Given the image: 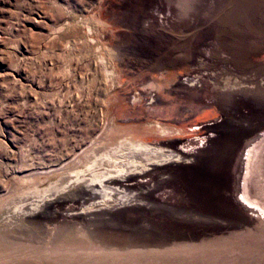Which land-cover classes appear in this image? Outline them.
<instances>
[{
    "label": "rangeland",
    "instance_id": "374dc122",
    "mask_svg": "<svg viewBox=\"0 0 264 264\" xmlns=\"http://www.w3.org/2000/svg\"><path fill=\"white\" fill-rule=\"evenodd\" d=\"M0 264H264V0H0Z\"/></svg>",
    "mask_w": 264,
    "mask_h": 264
},
{
    "label": "bare ground",
    "instance_id": "6f19581e",
    "mask_svg": "<svg viewBox=\"0 0 264 264\" xmlns=\"http://www.w3.org/2000/svg\"><path fill=\"white\" fill-rule=\"evenodd\" d=\"M158 126H159V124H158ZM160 128H162V127H160ZM161 130L165 131V128H162ZM167 130H168V129H167ZM165 132H166V131H165ZM125 139H126V138H125ZM123 141H124V140H123ZM123 141H122V143L120 142V143L122 144V145H121L122 148H121L120 145L117 144V145L120 146V148H121V151L118 150V154L122 152V154H120V155H122V157H123V155H124V154H123V153H124L123 149L125 150L126 148H128V147H130V146H133V147H134V148L131 147L132 150H133V149H134V150L136 149L135 151H139V150H137V149H140V150L142 149V150H144V152H146V153L148 152V153H150V154H151V153H156V154L158 155V153H160V155H161V153H164V152H165V151H163V150H160V151H159L160 148H159L158 150H156L155 147H154V149H153L152 146L150 147L149 144H147V143H145V142H143V141H140V140H139V141H134V140H132V139H126V140L124 141V143H123ZM114 145H115V144H114ZM124 146H125V147H124ZM109 148H110V147H109ZM120 148H118V149H120ZM156 148H158V147H156ZM115 149H117V148H115ZM100 150H101V149H100ZM100 150H98V151H100ZM104 150H105V149H104ZM107 150H108V149H107ZM129 150H130V149H129ZM132 150H131V151H132ZM142 150H141V153H142ZM165 150H166V149H165ZM109 151H110V149H109ZM113 151H116V150H114V148H113ZM103 152H104V151H103ZM105 152H106V151H105ZM105 152H104V153H105ZM111 152H112V151H111ZM139 152H140V151H139ZM98 153H99V152H98ZM114 153H115V154L113 155L112 153L109 154V152H108V154H107L106 156L109 158V160L105 157V158L107 159V161L110 162V160H114V159L116 160V159H117V157H118L119 155L117 156V155H116V152H114ZM135 153L137 154V152H134L132 155L135 156V155H134ZM148 153H147V154H148ZM99 154H101V153H99ZM99 154H98V155H99ZM102 154H103V153H102ZM102 154H101V156H102ZM143 154H145V153H143ZM156 154H155V155H156ZM98 155H97V156H98ZM103 155H104V154H103ZM140 155H141V154H140ZM153 155H154V154H153ZM99 156H100V155H99ZM101 156H100V157H101ZM146 156H147V155H146ZM146 156H144V157H146ZM149 156H150V155H148V157H149ZM161 156H164V159L162 158V160H161V164L164 163V160H166V161L172 160V161H174V162L177 161V160H175V157H176V156H174V155L170 156V155L162 154ZM93 157H94V156H93ZM95 157H96V155H95ZM95 157H94V159H95ZM103 157H104V156H103ZM122 157H121V158H122ZM135 157H136V156H135ZM154 157H155V156H154ZM165 157H166V158H165ZM119 158H120V157H119ZM97 159H99V158H97ZM100 159H101V158H100ZM130 159H131V158H130ZM142 159H143V158H142ZM146 159L148 160V159H150V158H146ZM115 160H114V161H115ZM133 160H134V159H133ZM90 161H91V160H90ZM90 161H89V162H90ZM94 161H99V160H94ZM103 161H104V159L102 160V162H103ZM117 161H119V160L117 159ZM117 161H116V162H117ZM129 161H130V160H129ZM150 161H151V160H150ZM162 161H163V163H162ZM99 162H101V160H100ZM104 162L106 163V160H105ZM109 162H108V163H109ZM132 162H133V164H134V161H132ZM154 162H155V161H154ZM157 162H158V161H157ZM157 162H156V163H157ZM95 163H96V162H95ZM105 163H104V164H105ZM108 163H107V164H108ZM113 163H114V162H113ZM130 163H131V161H130ZM135 163H136V162H135ZM152 163H153V162H152ZM152 163H150V164H152ZM88 164H92V162H91V163H88ZM93 164H94V163H93ZM96 164H97V163H96ZM99 164H100V163H99ZM101 164H102V163H101ZM104 164H103V165H104ZM133 164H132V165H133ZM140 164H141V163H140ZM143 164H144V163H143ZM143 164H142V166L144 167V165H146V163H145L144 165H143ZM103 165H101V166H103ZM108 165H110V163H109ZM132 165H131V167H133ZM137 165H138V163H137ZM158 165H159V164H158ZM93 166H94V165H93ZM118 166H119V164H118ZM139 166H141V165H138V168H139ZM148 166H149V165H148ZM96 167H97V165H96ZM99 167H100V166H99ZM114 167H115V166H114ZM114 167H113V168H114ZM121 167H123V166H120V167H117V166H116V168L118 169V170H117L118 173H120V172L124 173V172H123L124 169L121 168ZM145 167H146V166H145ZM97 168H98V167H97ZM133 168H134V167H133ZM136 168H137V166H136ZM134 169H135V168H134ZM148 169H149V167L147 168V170H148ZM125 170H126V169H125ZM145 170H146V169L143 168V169L140 170V172H138L137 170H136V171H137V172H136V171L134 170L136 173H134V172H131V173H132V174H140L142 171L144 172ZM147 170H146V171H147ZM126 171H127V170H126ZM131 171H132V170H131ZM146 171H145V172H146ZM128 172H129V171H128ZM128 172H126V173H128ZM102 173H103V172H102ZM118 173H117V174H118ZM98 174H99V173H98ZM100 174H101V173H100ZM103 174H104V173H103ZM103 174H102V175H103ZM107 174H108V173H107ZM111 174H113V173H111ZM115 174H116V173H115ZM124 174H125V173H124ZM96 175H97V174H96ZM122 175H123V174H122ZM122 175H120V176H122ZM124 176H125V175H124ZM124 176H123V177H124ZM102 177H103V180H101L100 183H99V184H101V185H102L103 183L106 182V183H108V184L111 183V184H114V185H120L121 187H126L125 184H128V180H125V179H123V178H122V179H117L116 177H119V176H116V177H115V176H112V175H110V172H109V175H105V174H104ZM92 178L94 179L95 177L93 176ZM91 181L93 182V180H91ZM56 182H57V181H56ZM95 182H96V181H95ZM103 185H104V184H103ZM90 187H91V186H90ZM106 188H109V187H106ZM117 188H118V187H117ZM117 188H115V190H119V189H117ZM29 190H30V189H29ZM26 193H28V192H26Z\"/></svg>",
    "mask_w": 264,
    "mask_h": 264
}]
</instances>
